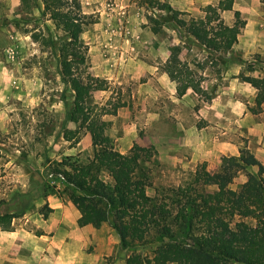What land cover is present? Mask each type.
I'll return each mask as SVG.
<instances>
[{
	"label": "rangeland",
	"instance_id": "obj_1",
	"mask_svg": "<svg viewBox=\"0 0 264 264\" xmlns=\"http://www.w3.org/2000/svg\"><path fill=\"white\" fill-rule=\"evenodd\" d=\"M78 1L94 20L81 32L84 70L103 84L90 92L89 101L109 145L121 152L134 143L150 148L143 161L150 195L180 184L202 161L215 173L223 155L238 154L249 141V150L255 148L259 137L247 126L263 125L264 102L259 111L251 110L256 88L242 77L264 71V0L214 4L225 23L233 22L235 9L245 20L237 42L220 55L173 22L158 18L161 27L152 30L149 16L164 12L139 0ZM176 2L192 7L181 11L194 17L212 3ZM63 34L43 0H0V212L14 214L5 227L34 233L42 246L50 243L42 254L58 264H125L130 247L109 223L82 224L64 184L51 176L65 156L86 161L93 153L89 132L66 115L72 90L59 72ZM174 45L179 67L193 74L202 93L188 88L176 94L175 81L164 71ZM152 240L135 243L136 250L150 256ZM166 264H176V256Z\"/></svg>",
	"mask_w": 264,
	"mask_h": 264
},
{
	"label": "trees",
	"instance_id": "obj_2",
	"mask_svg": "<svg viewBox=\"0 0 264 264\" xmlns=\"http://www.w3.org/2000/svg\"><path fill=\"white\" fill-rule=\"evenodd\" d=\"M139 3L164 12L149 16L152 30L161 27L158 18L173 22L217 55L233 47L245 24L238 9L233 22L227 24L212 4L203 16L194 17L166 1ZM43 8L64 30L58 61L61 80L72 90L66 115L78 119L93 145L86 161L65 156L51 170V176L64 184L81 223L94 227L109 223L120 243L131 249L125 264H166L173 255L176 264H264V165L260 160L243 146L238 154L223 155L215 173L202 161L180 184L150 195L143 165L151 156L150 148L134 143L121 152L109 145L98 111L89 101L90 92L103 86L84 70L86 44L81 32L94 20L87 19L90 16L81 11L78 0H43ZM178 52V45L172 46L164 62V71L175 81L176 94L181 96L188 88L202 93L193 74L179 67ZM242 78L256 88L251 110L257 112L264 102V71ZM70 132L65 129L66 139L71 138ZM13 216L9 211L0 212V226H8ZM148 240L153 242L150 256L135 245Z\"/></svg>",
	"mask_w": 264,
	"mask_h": 264
},
{
	"label": "crops",
	"instance_id": "obj_3",
	"mask_svg": "<svg viewBox=\"0 0 264 264\" xmlns=\"http://www.w3.org/2000/svg\"><path fill=\"white\" fill-rule=\"evenodd\" d=\"M162 1L168 2L173 8L179 10H183V8L192 10V7L188 8L186 5H181L176 2L177 0ZM209 1L212 2L209 4L214 5L218 0ZM246 116L247 115H244L243 118H241L243 122ZM259 126L260 125L257 126L255 124V126H247V128L248 133L253 135L256 134L259 137L258 143L255 144V148H252L253 151H251L264 165V123L260 127ZM260 128L263 129L262 133L259 134ZM248 147H252L250 141ZM36 238L39 237L24 228L15 229L12 227H0V264H58L54 256L52 257L50 255L48 256L49 259H47V255L44 254L43 256L42 254L44 250H48V248L51 247V244L47 243L45 246H42L39 242H35Z\"/></svg>",
	"mask_w": 264,
	"mask_h": 264
}]
</instances>
